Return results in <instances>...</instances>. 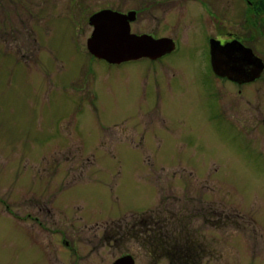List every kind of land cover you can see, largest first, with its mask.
<instances>
[{"label": "rangeland", "instance_id": "374dc122", "mask_svg": "<svg viewBox=\"0 0 264 264\" xmlns=\"http://www.w3.org/2000/svg\"><path fill=\"white\" fill-rule=\"evenodd\" d=\"M143 1L177 50L104 65L88 20L136 10L144 32ZM214 1L209 19L202 0H0V264H169L172 247L183 264H264V72L239 96L206 86L202 57L222 26L264 60V31L244 1Z\"/></svg>", "mask_w": 264, "mask_h": 264}, {"label": "water", "instance_id": "95a60500", "mask_svg": "<svg viewBox=\"0 0 264 264\" xmlns=\"http://www.w3.org/2000/svg\"><path fill=\"white\" fill-rule=\"evenodd\" d=\"M89 22L94 31L87 41V48L94 56L110 64L144 56L154 59L171 49V45L164 41L151 42L146 37L130 35L124 20L116 18L109 11L93 15ZM210 54L215 74L238 83L254 81L264 68L262 60L236 40L223 46L219 42L211 41ZM114 264H133V261L130 257H125Z\"/></svg>", "mask_w": 264, "mask_h": 264}, {"label": "flooded vegetation", "instance_id": "af4514ba", "mask_svg": "<svg viewBox=\"0 0 264 264\" xmlns=\"http://www.w3.org/2000/svg\"><path fill=\"white\" fill-rule=\"evenodd\" d=\"M153 1V5H155V4H157V5H159L160 7H162L161 6V4L164 6V5H166L165 4V2L167 1V0H152ZM182 1V0H181ZM245 2V4L251 9V13L253 14V17L255 18V19H257L259 22H260V24H261V26H262V30L264 31V20H262V17H263V10H262V8L264 7V0H239V6H240V4L242 3V2ZM155 2V3H154ZM168 2H171V4H172V1H168ZM237 2V6H238V1H236ZM152 3V2H151ZM151 3L150 4H146L144 1H143V10H144V14H145V16H146V18L148 19V15H150L151 17H155L154 15H153V11H152V8H151ZM214 6H213V5ZM215 1L214 0H202V3L200 2V6L204 9V11H206L207 12V14H208V17H209V19H210V16L213 14L214 15V11H215ZM173 5V4H172ZM217 5V4H216ZM159 6H154V8H153V10H154V12H158L159 10H160V8H159ZM263 6V7H262ZM175 7V6H174ZM156 8H158L159 10L157 11L156 10ZM163 8V7H162ZM212 10H214V11H212ZM164 11H165V8H164ZM163 11V12H164ZM245 11H246V9H245ZM114 12H116L117 14H121V15H124V16H127V21H128V24H129V26H130V33L131 34H133V35H137V36H140V35H145V36H148V37H151V38H153V39H155V40H158V39H171V40H173V42L175 43V45H176V47H177V44L179 45V40H178V38H174V37H166V35L164 34V28H163V26H162V24H161V22L159 23V24H157L158 23V21L160 20V19H158V17H155V19L157 20V22H156V25H154V24H152V21L150 20V19H148V20H150V21H148V20H146L147 22H145L144 24H143V26L142 27H140V28H144V32H137L136 30V28H135V26H134V23H135V19H136V17H137V14H138V12L136 11V10H130V11H128V12H121V11H119V10H117V9H115L114 10ZM124 13H127V14H124ZM216 14V13H215ZM206 17V16H205ZM162 18V17H161ZM163 20V19H162ZM203 24L204 25H206L207 26V28H208V22H203ZM259 24V25H260ZM241 28L242 29H245V25L244 26H241ZM205 32H204V34H203V53H202V57H203V59H204V62L207 64V65H205V76L207 77V80H204V82L206 83V86L207 87H210L211 85H212V83H214V81L216 80V79H218V80H223L224 82H226V83H231L232 85H234V86H238L239 87V89H238V94H239V96L241 95V89L240 88H245L246 86H250V85H252V84H254V82H257L258 80H259V78L261 77V75H262V73L264 72H262L261 73V75H260V77L258 78V79H256V80H254V81H251V82H248V83H238V82H235V81H232V80H230V79H227V78H222V77H218V76H216L215 74H214V72L212 71V68H211V65H210V55H209V40L211 39V40H217V41H219L221 44H224V43H226V42H228L229 40H231V39H233V38H235V39H238L240 42H241V44H243L244 46H247V45H245V43H244V40H245V36H244V34H242V35H237V34H235V33H232V32H227V31H225L223 28H222V26L220 27V32L221 33H218L217 35H215V36H208L207 35V32H206V30H204ZM215 34V33H214ZM239 34H241V33H239ZM178 36V35H177ZM179 37V36H178ZM176 50H177V48H176ZM175 52V51H174ZM174 52H169V53H167V54H165V55H163V56H161V57H159L157 60H151L150 58H145V59H147V60H149V61H157V62H159V61H161V60H163L164 58H166V57H169V56H171ZM254 53V52H253ZM257 57H258V55L256 54V53H254ZM138 60L139 59H134L133 61L132 60H130V61H127V62H124V63H121V64H119V65H109V64H107V63H105V62H103V61H100V62H102L104 65H106V66H109V67H121V66H123V65H125V64H130V63H135V62H138ZM263 60V59H262ZM264 61V60H263ZM204 79V78H203ZM83 84V86L81 87V85ZM80 86H73V87H75V90L76 91H88V92H90L91 93V91H90V88L86 85V84H84V83H82ZM89 89V90H88ZM91 97H92V99H90V100H88L89 101V104H92L93 103V101L95 102V98H94V96L93 95H91ZM213 105H211V108H212V110H213ZM223 118H225V116H224V114H223V112L221 111V115L219 114V113H217V111H212V113H211V119H213L214 121H215V123H216V125H218V126H222L223 128H224V125H223V122L222 121H225ZM260 120H263L262 121V123H263V125H264V119H260ZM226 122V121H225ZM231 122L232 121H230V122H226V124L228 125V126H231ZM225 124V125H226ZM232 124H234V126H236L238 129H240V131L241 130H244V128L246 127V121H244V122H241L240 123V125H238V124H236L234 121L232 122ZM234 126H231V127H229V128H233ZM142 140V142L144 141V138H141ZM205 204L206 205H210L209 203H210V200H205ZM202 203H203V201H202ZM177 221V220H176ZM151 222V221H150ZM148 225H152L151 223L150 224H148ZM178 226H179V222H178ZM175 227H177V224L175 223ZM179 228V227H178ZM145 231H151V226H147V228L145 229ZM164 232H165V237H166V225L164 226ZM149 238V237H148ZM146 240H148V239H146ZM61 243L63 244V245H65V246H67L68 245V242H66V241H61ZM161 243H164V239H162V241H161ZM169 243H170V241H169ZM175 243H180V241L179 240H176L175 241ZM150 244V246H151V244L152 243H149ZM165 245H167V249H169V246H168V243H164ZM191 244H193L192 245V256H193V260H194V258L195 257H199L198 255H199V252H198V249H197V244L198 243H191ZM149 246V248H151ZM148 248V247H147ZM172 249H173V247H172ZM172 249H171V254H169V251H167V255H168V257H170L171 255H176V259H175V262H176V264H177V261H179L180 260V262H178V264H183V261H182V258H181V252L178 250V248L177 247H174V249H175V252H172ZM70 250H72V252L74 253V254H76L77 256H78V254L81 256V254H80V247H79V244L78 243H73V246H71L70 247ZM177 250V251H176ZM149 251V250H148ZM37 253V252H36ZM43 253V252H42ZM177 253H180V254H177ZM39 256H42L41 255V253L39 252V253H37ZM186 255H188V254H186ZM182 256H183V254H182ZM125 257H129V256H127V255H123V256H121V257H119V259L117 258V259H115V261L112 263V264H114V263H116L117 261H119V260H121V259H123V258H125ZM80 258V257H79ZM206 258H208V256L206 257ZM205 258V259H206ZM40 259H41V257H40ZM132 261H133V264H135V259L134 258H132ZM174 260H173V258H170L169 259V264H171V262H173ZM43 263V262H42ZM44 264V263H43ZM74 264H79L78 262H77V260H76V262L74 263Z\"/></svg>", "mask_w": 264, "mask_h": 264}, {"label": "trees", "instance_id": "16d2710c", "mask_svg": "<svg viewBox=\"0 0 264 264\" xmlns=\"http://www.w3.org/2000/svg\"><path fill=\"white\" fill-rule=\"evenodd\" d=\"M263 7V6H262ZM263 12H264V7H263ZM176 224H177V227H181V223L179 222V226H178V221H174ZM170 224V223H169ZM171 226V225H170ZM180 227H179V230H180ZM154 229H155V227L153 226V224H152V230H153V232H154ZM156 230V229H155ZM166 232H167V230H166ZM166 237L169 239V241H170V243H175V241L176 240H172V238L169 236L168 237V235H166ZM156 238V237H155ZM163 237H161V238H159L158 240H157V238L156 239H153V237L151 238V240L152 241H149V240H146L147 238H142V240H141V242L140 243H142L143 242V240H144V243H161V239H162ZM176 238V237H175ZM169 243V244H170ZM192 245V244H191ZM169 246V245H168ZM185 247V252H186V248H190V244L189 245H185L184 246ZM182 251V250H181ZM172 252H175V249L173 248L172 249ZM177 254H180V253H177ZM183 255H185V254H188V252H186V253H182ZM183 256L181 255V258H182ZM184 261H186L185 259H184ZM178 262H180V260L179 261H177V264H178ZM171 264H176V262H175V260L173 261V262H171Z\"/></svg>", "mask_w": 264, "mask_h": 264}]
</instances>
